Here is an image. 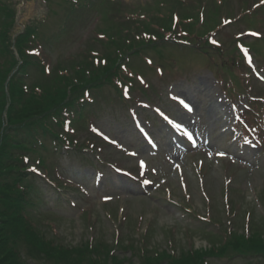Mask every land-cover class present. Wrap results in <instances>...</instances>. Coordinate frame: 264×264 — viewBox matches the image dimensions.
Listing matches in <instances>:
<instances>
[{
    "label": "rangeland",
    "instance_id": "obj_1",
    "mask_svg": "<svg viewBox=\"0 0 264 264\" xmlns=\"http://www.w3.org/2000/svg\"><path fill=\"white\" fill-rule=\"evenodd\" d=\"M4 1L12 2L16 9L10 36L21 31L25 24L42 20L47 13L42 0ZM90 1L96 3V0ZM240 1H223L227 5L226 11L234 14L233 17L240 8L247 9L249 2L242 7ZM159 2L161 0H115L111 6L101 0L91 13L106 15L112 10L130 13L143 7L151 8ZM51 10L53 15L41 27L40 37L51 54L52 76L46 77L29 67L26 77L29 86L39 84L47 88L57 77L58 69H70L78 62H86V54L82 51L88 49L101 51L109 61L118 63L115 46L103 49L101 42L95 40L96 35L92 34L105 30L117 37L112 20L99 21L86 32L87 25L84 29L82 25L76 28L77 19L82 16L71 14L68 5L54 1ZM66 17L70 21L64 34L59 25ZM123 22L126 28L132 26L131 21ZM226 26L215 40L228 47L235 39L236 30L231 24ZM255 29L264 35V25ZM238 33L242 34L243 29ZM91 39L95 42L91 43ZM9 52L7 58H4L5 53L2 54V61L11 65L15 54L11 47ZM147 52L146 58L152 65L159 62L166 69V65L172 62L170 58H179L183 62L180 64L183 72L174 75L164 70L161 73L150 69L144 60L132 57L125 64L142 79H134L132 89L127 92L128 106L117 101L106 83L95 88L97 83L89 94L94 97L95 126L102 133L96 131L97 137L105 140L100 143L102 150L93 157L76 153L47 155L46 159L56 164L53 178L66 181L67 185L63 186L65 191L58 192L43 177L35 180L44 202L41 207L31 208L30 214L38 218L33 222L49 240L55 239L53 242L58 246L86 249L91 241L105 246L107 254L114 250L118 260L130 258L135 261L133 264L140 263L135 256L132 257L134 253L126 250L129 242L134 244L133 249L130 247L132 250L144 248L152 257L154 252L161 257L167 252H176L182 257L189 251H197L200 254L197 259L202 258L201 261L207 264H251L255 260L239 256L229 260L227 256L232 253L231 249L222 259H217L219 254H205L210 253L212 245L221 248V238L228 230H240L238 234H243L249 233L251 228L254 234L259 232L258 237L264 238V151L263 148L250 149L243 141L245 136L238 131V119L245 101L237 96L226 99L224 82L215 77L213 69L207 67V61L188 50L167 45L153 52L147 49ZM217 62L221 59L218 58ZM247 62L251 63L250 74L254 80H257L255 67H263L257 73L262 76V84L255 86L261 91L264 88V60ZM45 78L49 80L47 85L44 84ZM144 90L148 92V99ZM176 98L188 104L192 112H186ZM6 110L0 116L1 136L13 128L8 127ZM158 112L166 117L167 123ZM184 124L194 133L197 146L193 147L179 137L182 148L177 152L175 134L169 125L184 127ZM137 126L152 136L156 151L145 146L137 133ZM258 132L262 134L260 127ZM113 166L121 170L117 171ZM24 183L31 185L28 180ZM193 212L199 218L192 217ZM206 215L212 221L215 218L217 225L202 222ZM145 233L147 240L139 242ZM121 245L123 249L119 248ZM162 262L166 264L165 260ZM261 263L264 264L263 259ZM46 264L54 263L48 261Z\"/></svg>",
    "mask_w": 264,
    "mask_h": 264
},
{
    "label": "trees",
    "instance_id": "obj_2",
    "mask_svg": "<svg viewBox=\"0 0 264 264\" xmlns=\"http://www.w3.org/2000/svg\"><path fill=\"white\" fill-rule=\"evenodd\" d=\"M173 1L178 3V0ZM61 2H71V0H61ZM209 6L206 7L207 11ZM206 9L203 10L201 6L198 10L196 8L194 10L197 15L205 17ZM167 12V17L169 16L170 19L172 12ZM1 13L3 16L0 19V51L10 55L7 27L5 30L1 28L8 18L12 19L13 12L1 3L0 15ZM187 15L189 16H185L186 19L180 24L182 28L190 27L189 34L184 36V40L206 37V33L210 30L209 26L204 29L193 28L191 25L197 22L195 21L197 15ZM153 26L156 30L163 28L157 24ZM37 33L36 25L27 26L23 34L14 40L15 49L22 61L7 87L4 84L16 65L15 59L12 60L11 65L9 64V68L5 67L0 71V116L7 109L5 118L9 122L8 127H13L12 130L7 129L3 136L0 133V264H45L48 261H53L54 264H133L135 261L131 259L126 258V261H121L117 259L118 256L108 255L103 245L94 244V246L89 243L86 249L74 250L52 245L44 233L34 226L33 219L28 218V208L36 207L34 202L38 190L32 184L25 191L18 181L19 172L25 168L24 163L30 162L39 169L48 167L46 155L42 152L46 151L47 155L50 152L55 153L54 149H57V145L52 146L51 149L50 143L57 140V133L62 129L63 120L65 121L64 113L71 110L67 112V117L71 120L69 126L76 129V126L81 125L84 120L83 111L91 109L89 105L91 101L87 100L85 94L96 86L100 77H105L110 82L118 74L115 62L107 59V65H98L96 68L92 62V58L95 57L89 56L86 62H78L72 70H58L57 77L47 88L39 84L29 86L20 74L24 75L28 67L38 66L36 62L28 60L24 54ZM158 38L161 39V35L158 34ZM40 74L44 75L43 70ZM46 80L45 85L49 84V80ZM63 136L64 138L59 140V145L66 143L69 145L73 142L71 135L65 133ZM258 234L260 233H251L247 238L242 235L226 238L221 248L215 247L209 254H205L212 256V252L222 256L231 249L241 255H251L264 260V238L258 237ZM131 252L134 253L132 257L135 256L140 264H162L163 260H167L168 264L204 263L201 261L202 258L200 261L197 259L200 255L197 251H191L182 257L167 255L161 257L157 252H154L155 255L152 257L144 248L136 251L131 249ZM254 264L262 263L258 261Z\"/></svg>",
    "mask_w": 264,
    "mask_h": 264
},
{
    "label": "snow or ice",
    "instance_id": "obj_3",
    "mask_svg": "<svg viewBox=\"0 0 264 264\" xmlns=\"http://www.w3.org/2000/svg\"><path fill=\"white\" fill-rule=\"evenodd\" d=\"M262 2H264V0H262ZM225 23H228V21H225ZM213 43H215V41H213ZM180 103L183 104V106L187 108L189 111H191V108L189 107V105L186 104L183 100H181Z\"/></svg>",
    "mask_w": 264,
    "mask_h": 264
}]
</instances>
